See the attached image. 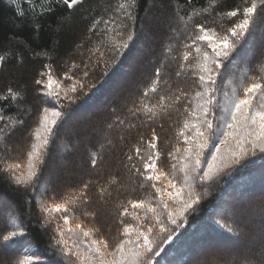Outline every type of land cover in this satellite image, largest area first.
Segmentation results:
<instances>
[{
  "label": "trees",
  "instance_id": "obj_1",
  "mask_svg": "<svg viewBox=\"0 0 264 264\" xmlns=\"http://www.w3.org/2000/svg\"><path fill=\"white\" fill-rule=\"evenodd\" d=\"M247 2L78 0L69 8L63 0H0V115L4 117L0 120V128H4L0 133V264H20L25 256L31 258L25 264H80L61 251L56 230L58 226L64 229L71 246L77 238L68 229L76 230L77 223L94 229L91 239L102 237L111 251L128 239L126 226L143 228L156 223L152 213L145 214V209H133L129 204L140 200L156 207L159 221L171 231V238L164 240L167 234L154 228L152 239L159 255H151L152 264H264V153L249 152L237 163H221L210 180L199 179L207 171L214 143L218 144L227 131L224 94L231 97V89H236L243 95V87L253 77H264V14L254 18L249 33L222 60L209 144L198 174L189 172L191 191L199 199L176 216V225L169 220L168 210L158 207L160 196L151 187L153 182L132 168L135 164L143 171V161L135 149L139 147L146 159L155 131L161 153L158 169L174 176L177 187L184 186L183 167L191 162L182 158L186 145L178 133L185 119H190L185 104L200 90L195 47L214 55L207 41H197L191 48L185 45H191L192 38L200 34L196 25L224 34L240 19L226 13L237 8L242 11ZM120 3L131 5L127 9L131 19L123 9L118 10ZM119 32L125 33V40L129 32L134 34L129 47L121 49L122 54L112 51L113 42L121 39ZM189 51L192 55L184 61L183 55ZM181 64L185 65L183 70ZM157 69L161 83L152 92ZM84 71H88L87 77ZM79 81L85 87L69 92L71 98H66L65 90ZM9 89L16 94L15 99L9 96ZM53 90L59 92V101L50 94ZM180 91L187 96L178 104L166 99L163 103L173 106L167 112L155 107L156 116L151 120L147 119L151 113L136 111L145 105L158 106L161 96ZM45 109L62 115L39 154L43 163H38V175L27 183H17L15 177L28 171V153L34 150ZM93 155L95 167L91 165ZM13 163L21 165L15 176L7 169ZM173 164L176 169H172ZM85 183L87 202L81 197L69 205L67 213L44 211L77 195ZM156 183L159 187L166 181L161 178ZM188 191L184 187L185 198ZM7 205L13 210L5 211ZM169 205L178 207L171 201ZM125 207L128 213L121 216ZM64 215L69 217L67 225ZM8 216H15L19 223ZM13 230L23 234L3 241V235ZM131 238L135 239L134 232ZM82 239V249L87 251L90 238Z\"/></svg>",
  "mask_w": 264,
  "mask_h": 264
},
{
  "label": "snow or ice",
  "instance_id": "obj_2",
  "mask_svg": "<svg viewBox=\"0 0 264 264\" xmlns=\"http://www.w3.org/2000/svg\"><path fill=\"white\" fill-rule=\"evenodd\" d=\"M215 0H213V3ZM63 3L67 7L71 8L78 3V0H63ZM134 4L135 0H131ZM130 4L120 3L118 10L123 9L124 15L131 19V13L128 11ZM264 14V0H248L242 11L237 8L235 10L226 13L227 17H237L240 16L238 22L234 23L227 31L220 35L215 32L214 29H207L204 25H196L198 32L192 38L191 45H185L186 48H191L196 45L197 41H207L208 47L212 49L213 56H210L208 52L201 51V49L196 46L195 52L197 53L196 67L198 72L195 75L198 76V85L200 90L195 92V96L188 101L184 106V111L188 113L190 119H185L183 127L179 131L178 135L183 138L186 147L183 149V159L185 161H190L185 163L183 167L185 184L183 187H177L174 183V176L169 173H165L163 170H159L157 166V160H159L161 153L157 149L158 137L153 131L152 139L148 142V148L151 150L147 154V158L141 156V149L137 147L135 149L136 156L143 161V171L137 168L135 164L132 168L135 169V173L142 176L145 180L153 182L151 187L155 189L156 193L160 196V204L158 207L168 210V218L172 224L176 225V216L182 215L185 211L192 207V204L196 203L199 199L198 196H194L191 191V184L188 182L189 172L197 173L198 169L202 166L201 157L203 156V151L208 147L209 138L213 130V108L217 107L216 102V92H217V77L221 75L220 69L222 67V60H226L229 57L230 52L235 50L236 44L244 38L245 34L249 33L252 27L254 18L257 15ZM109 22L105 21L107 26ZM122 27V25H118ZM118 36L121 37L120 40L113 42L112 51L122 54L121 49H127L129 43L133 40L134 34L129 32L127 34L126 40L124 39L125 33L119 32ZM99 52L100 50L97 49ZM192 53L186 52L183 55V60L188 61ZM3 58L0 57V60ZM76 67V65H73ZM185 67L184 64L180 65L181 70ZM191 67V65H189ZM87 68V66H85ZM88 71H84V77L88 76ZM177 76L181 75V72L176 73ZM71 79V77H67ZM40 83V81H37ZM161 83L160 80V70L157 69L155 72V80L152 83L150 91L156 92L157 85ZM51 88V81L49 83ZM85 84L82 81L74 83L70 88L65 90V97H69L70 93H76L78 90H82ZM53 97L59 101V92L53 90L50 93ZM145 96L148 95V90L144 93ZM225 98L227 100V105L224 107V112L227 113L228 118L224 119V125L227 131L224 132L223 138L219 140L218 144L214 143L215 151L211 153V161H206L207 171H204L202 175H199L201 180H210L214 170L217 169V165L214 163L217 160L222 161L224 166H227L229 162L237 163L239 159L249 152L255 153L259 151L264 153V77H253L251 82L243 87V95L237 94L236 89L232 90L231 97L228 93H225ZM9 96L12 99L16 98V94L9 89ZM187 93L182 91L174 96H161V103L158 106H153L149 108L147 105L143 109H137L136 111H144L147 115V119L151 120L156 116L154 111L155 107L161 108L163 111L172 107V104H164L163 101L172 100L173 104H178L182 98L186 97ZM4 99H8L5 97ZM189 104H194V107H189ZM44 117L42 123L45 126V130L49 135L52 134V129L57 123V120L62 115L60 111H53L52 116L54 119H49L47 113L48 109L44 110ZM136 113L134 112L133 115ZM3 115H0V120H3ZM121 124L124 121H120ZM5 127H8L6 124ZM4 132V128H0V133ZM190 133V134H189ZM231 138V139H229ZM49 141L47 138L43 140V144L48 145ZM221 145L225 146V151L221 152ZM177 152L180 151L179 148L176 149ZM173 159H176L173 153L168 154ZM129 161L133 160L132 156L128 157ZM38 163L42 164L43 160L37 150L30 151L28 153V171L26 173H21L20 176H16L17 183H27L38 175ZM91 165L96 166V157L93 155L91 159ZM21 168L19 163L8 164L7 169L15 173ZM172 169H176V165H172ZM163 178L166 184L163 186H157L156 182L161 181ZM143 187V185H141ZM184 187L189 189L187 196L185 198L183 194ZM87 189L88 184L85 183L80 188L79 192L75 196H71L65 199L63 202L54 203L51 206L45 207L44 211L51 213H67L70 211L69 205L75 204L81 197L87 202ZM173 189L174 191H169ZM101 189V193H103ZM167 199H164V197ZM169 201L173 204H177V208H170ZM129 204L133 209H145L147 213L153 214V219H155V224H145L143 228H131V226H126L124 228V234L128 236V239L122 240L115 249L109 250V244L102 237L99 239H91L94 229H85L81 227L80 223L75 225V229H68L73 236L77 239L73 240L71 246H69V241L66 237V233L62 227H57V232L60 236V243L63 245L61 251L65 255L74 257L76 261L80 264H152L151 255H159V251L154 249L155 241L152 239V234L154 228L159 227V233H166L164 240L171 238V231L161 224L159 221L160 213L157 211L156 207H153L151 203H146L143 200L140 201H129ZM128 213V208L125 207L120 213L121 216ZM85 215H95L94 213H85ZM64 225L69 223V217L67 215L62 216ZM139 219V217H137ZM14 223V222H13ZM123 223V221H121ZM179 226V225H177ZM174 231V229L172 230ZM135 233V239L131 238L132 233ZM23 234L22 230L9 231L6 235H3V241H10L12 238L20 236ZM158 235V233H157ZM82 238H90L89 242L85 245L87 251L82 249L84 240ZM262 258H264V251L261 253ZM31 258L28 256L24 257V260L20 261V264H25V261H29Z\"/></svg>",
  "mask_w": 264,
  "mask_h": 264
},
{
  "label": "rangeland",
  "instance_id": "obj_3",
  "mask_svg": "<svg viewBox=\"0 0 264 264\" xmlns=\"http://www.w3.org/2000/svg\"><path fill=\"white\" fill-rule=\"evenodd\" d=\"M232 83H230L229 85L230 86H232L231 85ZM230 89H231V87H230ZM231 91H232V89H231ZM228 96H229V94H228ZM224 104H225V106L227 105V100H226V98H224ZM52 114V112L51 111H49L48 110V113H47V115H48V117H49V119H54V117L51 115ZM227 114V113H226ZM227 118H228V116H227ZM42 121H43V119H42ZM48 136V132L45 130V126H44V124L43 123H41V125H40V127L37 129V131H36V143H35V146H34V148H35V150H37L38 151V153L40 154V152H41V150H42V148H43V146H44V144H43V140L46 138ZM217 166H219V165H221V163H222V161H220V160H217L216 162H214ZM7 208L8 209H4L5 211L7 210H13V208L12 207H10V206H8L7 205ZM2 211H0V213H1ZM8 213H10V212H8ZM12 213V212H11ZM12 215V214H11ZM8 218H9V220H12V221H14V222H16V223H19V220L15 217V216H8Z\"/></svg>",
  "mask_w": 264,
  "mask_h": 264
}]
</instances>
